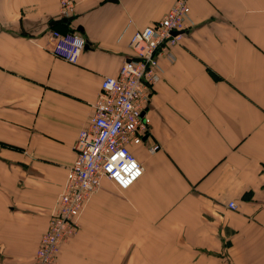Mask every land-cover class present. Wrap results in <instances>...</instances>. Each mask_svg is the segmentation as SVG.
Returning a JSON list of instances; mask_svg holds the SVG:
<instances>
[{
	"label": "crops",
	"instance_id": "crops-1",
	"mask_svg": "<svg viewBox=\"0 0 264 264\" xmlns=\"http://www.w3.org/2000/svg\"><path fill=\"white\" fill-rule=\"evenodd\" d=\"M173 1L83 0L62 17L58 0H0V264H32L101 78ZM186 3L129 145L142 174L118 194L101 181L57 264H264V0ZM52 30L84 38L76 63Z\"/></svg>",
	"mask_w": 264,
	"mask_h": 264
},
{
	"label": "built area",
	"instance_id": "built-area-1",
	"mask_svg": "<svg viewBox=\"0 0 264 264\" xmlns=\"http://www.w3.org/2000/svg\"><path fill=\"white\" fill-rule=\"evenodd\" d=\"M83 0H58L62 17ZM189 23L186 0H174L154 23L135 29L128 46L133 55L124 59L115 75H105L93 103V113L74 140V158L67 166L47 225L40 235L32 264H57L59 247L78 229V220L90 197L106 179L118 190L130 187L142 174V166L129 150L148 132L149 118L143 113L152 86L159 79L158 57L172 60L171 49L182 39ZM52 52L69 64L76 63L84 38L75 31L52 30ZM154 143L147 148L154 152ZM235 208L232 201L227 202Z\"/></svg>",
	"mask_w": 264,
	"mask_h": 264
},
{
	"label": "rangeland",
	"instance_id": "rangeland-1",
	"mask_svg": "<svg viewBox=\"0 0 264 264\" xmlns=\"http://www.w3.org/2000/svg\"><path fill=\"white\" fill-rule=\"evenodd\" d=\"M104 180H106V179H104ZM106 181L109 183L111 191H114L117 194L121 192V190H118L111 182H109L108 180H106Z\"/></svg>",
	"mask_w": 264,
	"mask_h": 264
}]
</instances>
